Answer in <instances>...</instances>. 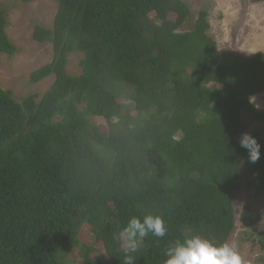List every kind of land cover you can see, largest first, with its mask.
<instances>
[{
    "label": "trees",
    "instance_id": "trees-1",
    "mask_svg": "<svg viewBox=\"0 0 264 264\" xmlns=\"http://www.w3.org/2000/svg\"><path fill=\"white\" fill-rule=\"evenodd\" d=\"M55 1L52 26L33 31L52 60L30 75L52 85L22 102L0 86V264H122L113 235L147 213L168 234L145 237L135 264H163L185 236L229 240L241 189L242 218L256 223L264 136L248 132L261 145L255 163L239 138L244 113L264 123L252 100L264 51L220 50L206 10L182 30L193 19L183 0ZM7 26L0 8V53L14 55ZM76 52L79 75L68 72Z\"/></svg>",
    "mask_w": 264,
    "mask_h": 264
},
{
    "label": "rangeland",
    "instance_id": "rangeland-1",
    "mask_svg": "<svg viewBox=\"0 0 264 264\" xmlns=\"http://www.w3.org/2000/svg\"><path fill=\"white\" fill-rule=\"evenodd\" d=\"M191 9L193 19L182 30H191L201 10L208 12L209 35L217 42L220 50H240L247 56L264 51V2L253 3L250 0H183ZM55 0H0V8L6 12L8 26L6 32L17 46L14 55L0 53V86L10 90L18 102L29 95L39 100L50 88L54 76L37 83L30 82V75L53 57L51 43H39L33 38L36 25L51 27L57 13ZM83 53H72L69 57L68 72L73 75L82 73ZM252 100L258 107L264 108V92L255 94ZM243 118L251 130H259L264 136V123L252 122L247 113ZM105 128V123L100 122ZM249 201L246 192L241 189L235 199L236 229L228 241H235L246 264H264V194L252 198V208L261 213L254 224L242 218L243 210ZM82 239L89 241L86 229Z\"/></svg>",
    "mask_w": 264,
    "mask_h": 264
},
{
    "label": "clouds",
    "instance_id": "clouds-1",
    "mask_svg": "<svg viewBox=\"0 0 264 264\" xmlns=\"http://www.w3.org/2000/svg\"><path fill=\"white\" fill-rule=\"evenodd\" d=\"M239 144L248 151L250 162L255 163L260 158L261 145L251 134L241 133ZM149 234L159 239L168 234L167 223L162 215H133L114 233L113 240L122 254V264H135L136 254ZM164 257L163 264H246L235 241L216 242L199 234L169 242Z\"/></svg>",
    "mask_w": 264,
    "mask_h": 264
}]
</instances>
